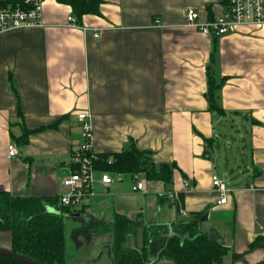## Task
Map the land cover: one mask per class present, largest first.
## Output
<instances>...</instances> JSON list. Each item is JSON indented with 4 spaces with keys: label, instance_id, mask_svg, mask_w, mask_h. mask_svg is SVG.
<instances>
[{
    "label": "crops",
    "instance_id": "0c3cea01",
    "mask_svg": "<svg viewBox=\"0 0 264 264\" xmlns=\"http://www.w3.org/2000/svg\"><path fill=\"white\" fill-rule=\"evenodd\" d=\"M102 1L100 15L73 24L70 6L44 0L42 27L0 35V190L59 200L82 142L78 116L89 114L96 155L135 144L150 151L155 164L175 169L166 183L143 173H112L108 186L97 182L94 195L66 213L64 228L76 221L70 234L65 228L67 264H117L118 215L139 224L126 238L136 236L137 248H128L141 251L146 230L168 226L162 235L168 237L173 223L196 213L199 221L205 215L212 221L207 232L199 223L201 232L213 231L228 249L222 264L263 262L264 23L209 38L188 22L189 9L206 23L224 13L222 0ZM209 66L217 81L224 79L218 105L225 115L209 108ZM25 129L33 131L28 144L10 157V145ZM228 129L244 141L229 164L231 187L226 184L227 200L220 204L212 180L220 161L215 135L222 138ZM138 181L147 193L134 192ZM0 246L12 248L11 232L0 230ZM160 250L155 235L147 246L149 264L163 258Z\"/></svg>",
    "mask_w": 264,
    "mask_h": 264
},
{
    "label": "trees",
    "instance_id": "16d2710c",
    "mask_svg": "<svg viewBox=\"0 0 264 264\" xmlns=\"http://www.w3.org/2000/svg\"><path fill=\"white\" fill-rule=\"evenodd\" d=\"M57 1L71 7L75 22H79L89 14L100 15V6L103 3L102 0ZM24 2L25 0H0V7L9 4H24ZM211 68L212 66L208 68V89L206 91L209 108L219 115H225V109L218 105V92L224 79L217 81ZM18 112L20 114L21 108ZM52 127L55 128L56 125ZM31 134L33 131L25 129L20 137L15 138L19 149L28 144ZM212 139L205 138V142L210 144ZM93 162L95 169L100 171L131 176L143 173L148 181L156 180L165 183L172 180L175 169L173 164H155L151 152L141 150L135 144H131L122 152L98 155ZM51 207H54L57 212H49L48 209ZM66 213H69V210L59 205L57 197H19L9 191L0 190V230L11 232V249L16 254L38 263L67 264L64 228ZM199 219L200 214L196 213L191 220L173 223L171 229L174 233L168 237L162 236L170 231L168 226H153L152 233L148 230L144 233V248L137 251L124 245L127 234L139 227V224L137 225L125 216H116L113 241L117 264H149L147 246L155 235L158 236L160 254L167 260L169 259L172 264H222L228 249L219 242L210 241L208 235L201 232ZM0 264L28 263L0 254Z\"/></svg>",
    "mask_w": 264,
    "mask_h": 264
},
{
    "label": "built area",
    "instance_id": "2783aa9c",
    "mask_svg": "<svg viewBox=\"0 0 264 264\" xmlns=\"http://www.w3.org/2000/svg\"><path fill=\"white\" fill-rule=\"evenodd\" d=\"M225 7L223 14L206 23L197 21L198 13L189 9L188 22L198 28L204 37L219 38L220 35L229 33L237 25L264 23V0H222ZM43 2L44 0H25L24 4L6 5L0 7V35L17 29H31L43 26ZM69 21L75 24V17H69ZM97 33L96 37H100ZM82 134L81 143L73 155L75 170L62 180L64 193L59 197V205L74 211L85 202L88 197L94 195L96 183L106 186L113 181L112 173L95 169L94 160L98 158L93 152V127L89 114H79ZM19 155L17 144L9 147V156ZM214 187L221 195L220 204L227 200V185L218 176L212 177ZM185 183L188 185V181ZM134 192L147 193L143 181H138L134 186Z\"/></svg>",
    "mask_w": 264,
    "mask_h": 264
},
{
    "label": "rangeland",
    "instance_id": "374dc122",
    "mask_svg": "<svg viewBox=\"0 0 264 264\" xmlns=\"http://www.w3.org/2000/svg\"><path fill=\"white\" fill-rule=\"evenodd\" d=\"M226 129H227V127H226ZM228 131L232 133V131L230 129H228ZM240 131H242V130H240ZM229 132L227 134V130H226V136L223 135L222 138L219 135H215V137L216 136L218 137L216 139L218 141L217 142L218 145H217L215 151L217 153H219V156H220V161L218 160V162H217V166L219 168L218 176L222 180H225L228 187H231V181L232 180L230 177H231L232 173L230 172L229 164L233 163L234 158L237 159V157H239L238 156L239 154L236 150L238 148V145L241 144V140L244 141V138L242 136H240L239 133L238 134L232 133V134H230V137H229ZM231 136L233 137V139ZM245 141H246V139H245ZM228 144H230V146H232V145L234 146L233 150H231L230 146L228 147ZM213 155H215V154L213 153ZM215 158L217 160V157H215ZM238 164L241 165L240 163H238ZM243 168H244V165L242 167L235 168V173L242 172ZM232 171H234V168H232ZM236 179H237V177L233 176V180L236 181ZM154 219H155V215H153L152 220L148 223L151 224L154 221ZM69 221L71 223L70 225L67 222L65 223V228H67L68 234L71 233V229L74 228V223L76 222L75 220H72V219ZM210 221L209 222H208V220L199 221L200 224H204L203 225V227L205 228L204 232H207L208 229L211 228L212 224H210ZM211 223H212V221H211ZM210 233H211V231L208 232V234H210ZM125 241L126 242H125L124 246L134 247V248H137L138 242H139V240H137V237L134 235H129ZM166 263H167V260L165 257H163L161 260L157 261L155 264H166Z\"/></svg>",
    "mask_w": 264,
    "mask_h": 264
},
{
    "label": "water",
    "instance_id": "95a60500",
    "mask_svg": "<svg viewBox=\"0 0 264 264\" xmlns=\"http://www.w3.org/2000/svg\"><path fill=\"white\" fill-rule=\"evenodd\" d=\"M48 211L49 212H51V211L57 212L54 207L49 208ZM205 219H207V215H205L204 217L201 218V220H205ZM208 238L212 242H218V238H216V234L213 231H211V233L208 235ZM0 254L4 255V256H8V257L12 256V257H14L16 259H19V260H21L23 262H26L28 264H42V263H40V262L38 263V262H36V261H34V260L30 259V258L22 257V256L16 254L12 249L8 250V249L3 248L1 246H0ZM259 264H264V261L259 263Z\"/></svg>",
    "mask_w": 264,
    "mask_h": 264
}]
</instances>
